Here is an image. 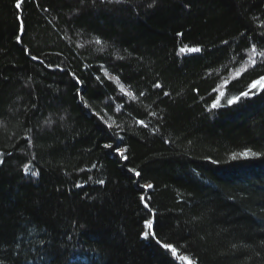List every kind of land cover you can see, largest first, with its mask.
Instances as JSON below:
<instances>
[{
  "label": "trees",
  "instance_id": "obj_1",
  "mask_svg": "<svg viewBox=\"0 0 264 264\" xmlns=\"http://www.w3.org/2000/svg\"><path fill=\"white\" fill-rule=\"evenodd\" d=\"M16 2L0 0V264H185L146 219L194 264H264V156L231 160L264 153V91L227 103L264 75V0Z\"/></svg>",
  "mask_w": 264,
  "mask_h": 264
},
{
  "label": "snow or ice",
  "instance_id": "obj_2",
  "mask_svg": "<svg viewBox=\"0 0 264 264\" xmlns=\"http://www.w3.org/2000/svg\"><path fill=\"white\" fill-rule=\"evenodd\" d=\"M119 2V0H118ZM24 3V0H17L16 2V5L15 7L17 9H21V6L22 4ZM17 19L20 21L19 23V32L21 35H17L16 36V41L17 43H20L21 42V36L23 35L24 33V23H23V19L22 17H17ZM97 43H100L99 40L96 41ZM223 43H227V41H224ZM201 48L199 47H188L187 45H185L184 47H181L180 48V53H199L201 52ZM251 52L254 54L253 56H250L249 59L251 61V63L253 65H256L257 61L255 59V56L256 55H259L261 57H264V52H257V48L255 45H253V47L251 48ZM32 59H37V57L33 56ZM239 75V73L237 74ZM79 83V81H77ZM227 83V81H225V84ZM154 87H161L160 84H156L154 85ZM123 91V89H121ZM253 90H256V91H253ZM213 91H219L218 89L214 88ZM259 91H264V75H261L259 77V79H256L252 82V84L250 85L249 87V90L248 91H241L239 95H236V96H232L231 98H229L227 100V103L229 105L231 104H234V103H237L241 100V98H248L250 97V95H256ZM128 95H131V93H127ZM142 95V93H141ZM164 95H169V93L165 92ZM224 96V93L222 91L219 92V97L214 100V102L212 103L211 105V108L212 109H216L220 106V98ZM87 107V105H85ZM141 123H143V121H141ZM106 148H112V145L111 144H107L105 145ZM117 152L125 159L127 160V156L124 155V151L121 150V149H117ZM264 156V153H261V152H255V151H252L251 149H246L245 151L243 152H240V153H232L231 155V160L235 161V160H238V159H254V158H260ZM0 163H3V160H0ZM24 171L27 173L30 171V168L25 165L24 167ZM129 171H132V172H135V175L136 176H140L141 173L140 172H137L135 169H130ZM32 175H37L38 173L36 172H32L31 173ZM98 183H101L103 184L104 181H98ZM143 187L145 188H152L153 186L151 184H146L144 185ZM141 201L144 202V207L146 209H149V211L151 212V209L149 208V204L145 201V197L144 196H141L140 197ZM155 221L154 219H146L144 221V231H142L141 233V236L142 238L144 239H148L150 236L152 238H154L156 240V243L157 244H160V246L167 250L168 252H170L172 254V256H174L176 259L178 260H181V261H184L185 264H194V262L186 255H178V250H177V247L173 246V244L171 243H161V240L159 238L156 237V232H155Z\"/></svg>",
  "mask_w": 264,
  "mask_h": 264
}]
</instances>
